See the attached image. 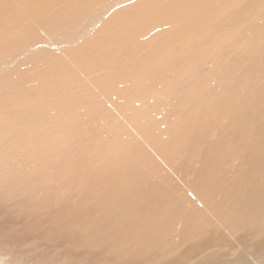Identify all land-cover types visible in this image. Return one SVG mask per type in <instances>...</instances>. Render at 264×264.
Here are the masks:
<instances>
[{"label": "rangeland", "instance_id": "obj_1", "mask_svg": "<svg viewBox=\"0 0 264 264\" xmlns=\"http://www.w3.org/2000/svg\"><path fill=\"white\" fill-rule=\"evenodd\" d=\"M9 1L21 9L14 0L0 6V61L49 42L58 24L33 29L27 14L22 26L10 22ZM52 1L54 11L44 14L43 22L75 2ZM141 1L129 3L70 48L42 49L0 70V242L16 248L38 243L27 247L19 264L37 257L52 261L68 242L133 246V257L117 264H194L214 254L230 262L250 256L264 240V62L254 57L251 62V53L243 51L237 61L238 53L227 55L228 43L254 38L251 30L262 21L259 0H223L202 27L172 35L146 73L127 79L155 42L182 24L162 16L170 1L154 0L158 8L151 2L144 6L153 13L144 31H128L142 17L136 14ZM260 8L264 11V4ZM76 16L63 14L60 25L81 14ZM29 23L32 30L20 36ZM216 33L224 37L218 50L210 45ZM87 42L95 45L72 51ZM261 47L251 52L259 54ZM221 51H227L223 64L232 67L220 84L208 79L222 77L211 73V61ZM84 57L87 69L80 64ZM16 62L20 69L13 68ZM73 63L78 69L69 66ZM256 104H262L261 113L251 119ZM39 108L45 113H36ZM31 112L41 117L32 118ZM229 134L237 136L227 143ZM209 208L219 222L210 218ZM106 248L99 244L90 251L92 264H113ZM9 258L0 254V264H12Z\"/></svg>", "mask_w": 264, "mask_h": 264}, {"label": "bare ground", "instance_id": "obj_2", "mask_svg": "<svg viewBox=\"0 0 264 264\" xmlns=\"http://www.w3.org/2000/svg\"><path fill=\"white\" fill-rule=\"evenodd\" d=\"M5 1L6 0H0V6H1L2 2H5ZM14 1L19 3V4H21V6H20L21 9L19 8L20 10L18 9V11H17V9H14L15 5L12 3V1H9L7 3L8 4V9L10 11L11 18H14L10 22L17 23V24L22 26L23 25L22 15L23 14H27L28 18H29V22L31 21L32 26H34L33 29L41 28L43 25L49 24V23H52V22H57L58 24L55 27L56 30L54 29L51 32L50 37H49V40H50L49 42L43 43L42 45L36 46V47H28L26 49L24 48L23 50L19 51L18 53L10 55V57L8 59L0 61V70H5L13 62H15L16 60H18L20 58L26 59V58H30L32 56L33 57L34 56H38L41 53L42 49L44 50V49H48V48H53L56 45L64 46V47H66L65 49L74 46L75 44H77L78 42L83 40L101 22H103L104 20H107L108 18H110L111 16L116 14V12H120L121 10H125L127 5L129 3L135 1V0H86L85 3H82L81 0H75V2L74 1H71V2L68 1L64 6L63 5L61 6L62 10L64 9L66 11H62V10L59 9L57 12H54L52 14V17H50V19L48 21H46V22H45V20H44V22L42 21L43 20L42 16L44 14H46V13H51V12L54 11V9H52V6H51L52 2H53L52 0H46V1L45 0H40L39 3H35V0H14ZM153 1L154 0H142L141 1L142 6H141V9H140V12L136 13V14L142 15V17H139V19L137 21L133 20L134 23L131 24V26L128 28L130 30H128V31L133 30V31L137 32V31L141 30L138 33H142L144 31L142 29L146 27L145 23L148 22L150 19H151V21L153 20V18H152L153 13L148 8H144V6L145 7L147 5L149 6L148 2H151L154 5L155 1L154 2ZM168 1H170L172 5H171L170 8H166V9L169 10L168 13H164V12H167V10L166 9L164 10L165 6L163 5L164 7H163L162 10H164V12L162 13V16L166 15L168 17V14H170L169 18L176 19L178 22H181L182 24L179 25L176 29H173V31L166 32L164 34V37L162 39L156 41L155 42V46L151 47L150 51L148 50L149 52L146 50L147 54H144L145 56L143 55V58H144L145 61L143 62V64L141 62H139V63L142 64V66H140L141 68H139L138 65H133L131 70H129V72L126 74V78L127 79L134 77V73L137 74L136 76H139L140 74L146 73L150 69V65L151 64H149V63L150 62L152 63V61H154L158 57V54L160 53V49L162 47H164V46L161 47V45L168 44L171 40H174V39H171V38H174L175 36H177V37L184 36V35L188 34V31L191 32V31H195L196 29H198V27L201 26L200 24L203 21V19L207 20V18H209L212 15V13H214L213 11L217 10V7L219 5L223 6L222 3L224 2L223 0H168ZM258 2H259L258 12L262 13V14H260L262 16V21L260 22L259 25H256V28H255L256 31L251 30V31L255 32L252 35V37H254V38L253 39L251 38L252 40H245V38L243 37L244 39L240 38V40H235L234 43L233 42L228 43L229 45H228L227 48L229 50H227L228 53H227V51H226V53H227L228 56L231 55V54L238 53V55L235 57L236 61L239 59V57L241 55L240 51L241 52L243 51L246 54H250L251 53V55H249L251 57H249L248 55H247L248 58L243 56L244 58H247L251 62H253V60L251 59L252 57H254L257 62L261 61L262 64L264 62V50H262V47H264V40H262L263 37H264V11L261 10V8H260V6L264 4V0H259ZM35 4H37V5H35ZM155 5L158 8V4H155ZM117 6H119V7H117ZM254 6H256V5H254ZM150 8H151V5H150ZM76 9H78V11ZM158 10L159 9L154 10V11H158ZM61 14H62V16H63V14H66V15L68 14V17L71 16V15L72 16L73 15L74 16H76V15L78 16L80 14H81V16H79L77 19L73 20L72 22L68 23L70 25H60L61 21H59V20H60V17H62ZM136 14H133V16L136 17L135 16ZM131 16L132 15H130V18H131ZM76 17H74V18H76ZM259 18H261V17L259 16ZM132 19H131V21H132ZM253 19H254V17H253ZM206 20H205V22H206ZM164 21H165V23L167 25L171 24V22L167 18ZM153 22H155V21H153ZM141 23L143 24V26L140 25ZM172 23L176 24L175 22H172ZM258 23H259V21H258ZM32 26H31L30 23L26 27L23 26L22 29H21L20 36H22L23 32L31 31L32 30V28H31ZM138 28H141V29H138ZM203 29H205V28H203ZM201 31H203V30L201 29ZM172 35H175V36L173 37ZM216 35H217V33H216ZM248 36H249V34H248ZM223 38L224 37L217 35L215 37L214 41L211 42V44H210L211 47H213L215 50L220 49L219 47H221L220 45L223 43L222 42ZM165 39L168 40V41L165 42ZM89 44H90V42L82 43L79 46H77L75 48V50H72V51L73 52L83 51V50L91 48V47H93L95 45V44H92L90 46ZM259 45H262V47H261L262 52L260 51L261 53H259V54H255V52H254V54H253L251 52V51H253L252 49L255 46H259ZM193 47H194V45H193ZM258 49H260V48H258ZM190 52L187 53V54H190ZM219 53L221 55L220 57L217 55L219 58L218 57L214 58V59L212 58L213 61H211V62H213V68H212L213 70H211L212 72L210 70L209 71L211 73H217L218 72V74L220 73L222 77L221 78L220 77H216L214 79H211V77H210L208 80L210 82H213V83L214 82H218V83L221 84L222 82L225 83L226 75L231 70L232 64L231 65L225 64L226 62L223 64L222 57H223V54H226V53H222V51L219 52ZM195 56H197V55H195ZM214 57H216V56H214ZM160 58H161V60L163 59L162 57H160ZM85 59H86V57L81 59L80 60V64H81V67H85L87 69V65H84ZM189 61H190V59H189ZM16 66H19V69H20V62H16L15 65L13 66V68H15ZM69 66H73V68L75 67L76 69H78V66L75 63H73L72 65H69ZM69 66L66 64L65 66H59V67L60 68L61 67L62 68H67ZM228 66H231V67H228ZM226 68H227V70H225ZM211 75H212V77L213 76H217V74H211ZM245 83H246V81H244L243 84H245ZM226 84H224V85H226ZM79 85L80 84L77 83V86H79ZM80 86H82V85H80ZM245 86H246V84L243 86V89H245ZM192 87L196 88L195 83L192 84ZM194 88L189 87L186 90L190 91V93H191L192 90L194 91ZM229 88H231V87H229ZM189 95H191V94H189ZM186 96H187V94H186ZM261 105L260 104H256L253 107V115H252L251 119L255 118V117L259 119L258 114L261 113V108H262ZM176 106H177V104H176ZM55 108L56 107L53 106V110ZM167 109H169V107ZM41 110L42 109L39 108L35 112L38 113L39 115L45 113L44 112L45 110L44 111H41ZM256 110H258V111L256 112ZM263 111H264V109H263ZM35 114H34V112H31L28 115L30 117H32V118H36L37 117V119L41 117V116L39 117L37 114L36 115ZM263 117H264V114H263ZM165 120H167V119H165ZM246 120H250V119L246 118ZM244 132H245V135H246V130ZM234 133H236V132H234ZM229 135L230 136L226 140L227 143L232 138L237 136L236 134H229ZM238 136H239V134H238ZM127 180H130V178H127ZM127 180H126V182H127ZM119 186L120 185H118V187ZM122 186H125V185H122ZM110 191H112V190H110ZM116 191H115V193H116ZM122 191L124 193V190H122ZM117 193H118V191H117ZM125 193H126V191H125ZM133 193L136 194L137 192H133ZM121 195H123V194H121ZM127 195H128V192H127ZM132 195L133 194H131V196ZM123 196H125V195H123ZM200 204L201 203H199V205ZM246 210H248V204H246ZM198 213H202V212L199 211ZM210 213H211V217L210 218H212L213 221H215V222L216 221H218V222L220 221V220H218L219 214L216 212V210L214 211V208L210 209ZM242 213H245L243 207H242ZM207 214H208V212H207ZM197 216H198V214H197ZM201 217H202V215L200 217H198V218H201ZM122 243H124V242H68L69 246L65 247L64 250L60 253L59 257L56 258V259H52V261L51 260L49 261V260L38 259V257L35 258V260L34 259H30L29 261H33L32 264H71V262L74 259L79 258L77 260V264H92V260H91L90 255H89L90 251H92L97 245L100 244V245H104L105 247H107L105 250L109 252V254L111 256V262L113 264H117L116 261L118 259H121V258H123L125 256L133 257V254H134V247L133 246L125 247V246H123ZM21 244L22 245L20 246V248L19 247L16 248L15 246H13L12 244H10L8 242H0V254H2L4 256L6 254H9L10 255L9 259L11 260L10 262L12 264H19L20 262L23 261V257L28 253L27 247L29 245L36 246L38 243H35V242H32V243H30V242H21ZM58 244H60V242ZM64 244L65 243H62L61 245H64ZM76 246L81 247L82 251L78 252V253H75L73 251V248L76 247ZM254 250H255L254 253H252L250 256L248 254H246V257L240 256L238 258H234V260H232L230 262H227L224 258H222V257L220 258L218 255L214 254L211 257H202L201 259L197 260L194 264H227V263L228 264H230V263H234V264H264V240H262L261 242H257L256 245H255V249ZM137 254L138 255H142L143 253L142 252H138ZM6 261H8V260L6 259Z\"/></svg>", "mask_w": 264, "mask_h": 264}]
</instances>
